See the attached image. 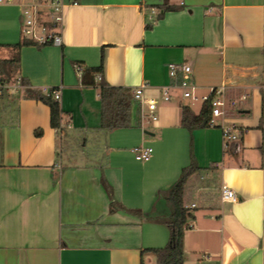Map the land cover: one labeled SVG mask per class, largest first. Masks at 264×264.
<instances>
[{
    "label": "crops",
    "instance_id": "1",
    "mask_svg": "<svg viewBox=\"0 0 264 264\" xmlns=\"http://www.w3.org/2000/svg\"><path fill=\"white\" fill-rule=\"evenodd\" d=\"M65 1L63 44L22 46L19 74L45 93L62 86V120L71 127L60 140L49 106L20 96L19 83L10 90L15 102L0 122V264H142V250L169 240L160 218L171 213L168 194L191 152L200 169L185 188L184 264H264V0ZM22 38L20 8L1 4L0 59ZM183 62L195 89L226 85L251 101L191 132L182 126V91L162 96L175 82L169 64ZM101 64L97 83L132 94L147 84L157 120L133 98L130 127L101 129L99 86L80 83ZM231 123L244 132L226 147L221 125ZM90 135L102 163H59L64 145L82 136L86 145ZM137 145L154 148L148 162L136 160ZM102 174L115 198L141 214L110 212ZM223 186L236 202L222 201ZM143 262L156 256L145 252Z\"/></svg>",
    "mask_w": 264,
    "mask_h": 264
},
{
    "label": "trees",
    "instance_id": "2",
    "mask_svg": "<svg viewBox=\"0 0 264 264\" xmlns=\"http://www.w3.org/2000/svg\"><path fill=\"white\" fill-rule=\"evenodd\" d=\"M170 9H174V7L167 4L163 6V11ZM24 45L42 46L25 37L18 43L9 45L13 48L14 54L10 58L0 59V86H2L0 87V100L10 94L8 89L3 86L20 83L22 87L17 91L20 96L40 100L49 106L50 123L56 129L62 118L60 102L51 94L45 93L41 89L28 87L26 80L20 77V49ZM100 68H102V64L99 67H90L83 71L80 76L81 84H98L99 86L101 102L100 128L112 131L118 128L130 127L132 125L131 109L133 103L131 90L122 86H108L97 83L95 78ZM17 92H14L12 95L14 96ZM210 117L211 109L207 102L204 103L199 113H195L188 105H184L182 108V126L188 128L191 132L195 129L210 127ZM35 133L38 136L41 135L42 129H37ZM199 169L196 157L191 152L190 164L182 169L178 180L172 185L168 194L171 213L168 216L160 218L170 229L169 240L163 247L142 250V264H144L143 254L145 252H151L156 256V264H184V235L190 228V208L185 205L184 194L189 177ZM101 182L110 200V212L122 210L133 214H141V210L130 209L115 198L113 187L103 174Z\"/></svg>",
    "mask_w": 264,
    "mask_h": 264
},
{
    "label": "built area",
    "instance_id": "3",
    "mask_svg": "<svg viewBox=\"0 0 264 264\" xmlns=\"http://www.w3.org/2000/svg\"><path fill=\"white\" fill-rule=\"evenodd\" d=\"M181 3L183 4V2ZM1 4H15L20 8L23 37L42 46H61L63 44L65 12L68 7V3L65 0H0V5ZM169 68L172 76L175 78V82L162 89L163 99L169 101L173 89H180L185 98L197 99V96L194 95L195 85L192 81V65L188 62L179 64L170 63ZM96 77L98 81L103 79L101 73H98ZM16 85L18 86V83ZM146 86L147 84H142L133 90V98L147 107V111H149L148 119L157 120L158 117L155 112L157 110L158 102L154 97L144 98V89ZM3 87L10 90L11 85H5ZM210 89V93L203 96V100L209 104L211 109L210 126H217L215 118L226 115L225 105L227 86L220 85L211 87ZM48 94H51L60 102L62 86L52 88ZM70 127L71 124L69 122L64 123L61 118L60 124L56 128L60 140L64 139L65 130ZM221 128L226 147H228L231 142L239 140L244 132L237 123L222 124ZM133 152L136 160L140 162H148L152 158L154 148L152 146L137 145L133 148ZM221 199L223 202H236L238 197L235 190L228 186H223L221 189ZM193 206H195V204H193Z\"/></svg>",
    "mask_w": 264,
    "mask_h": 264
},
{
    "label": "rangeland",
    "instance_id": "4",
    "mask_svg": "<svg viewBox=\"0 0 264 264\" xmlns=\"http://www.w3.org/2000/svg\"><path fill=\"white\" fill-rule=\"evenodd\" d=\"M220 86V85H219ZM15 86L11 85L10 90H14ZM10 90H8L10 92ZM210 88L205 86H199L194 90V95L197 99L187 98L186 100L182 99V102L188 101L189 106L194 112L201 111L205 101L203 100V95L210 93ZM15 91V90H14ZM234 92V93H233ZM12 93L8 96H5L0 100V122L5 121L4 114L8 109V106L12 107L14 105L15 98L11 97ZM245 95V98H244ZM183 96V95H182ZM184 98V97H183ZM251 96H247L244 90H231L228 89L226 92V105L225 109L232 111H237L244 105H248L251 101ZM185 99V98H184ZM148 117H149V111ZM217 121L222 119V116L215 118ZM151 126V125H149ZM86 136L79 137L77 142L71 143L70 147L64 145L63 155L59 158V163L61 165H67L71 163H83V162H92V163H102V157L98 153L102 150V146L97 142L93 135L89 136V140L86 145H84V139ZM60 145V142H59ZM69 148V149H68ZM193 177H191L189 183L193 182Z\"/></svg>",
    "mask_w": 264,
    "mask_h": 264
},
{
    "label": "water",
    "instance_id": "5",
    "mask_svg": "<svg viewBox=\"0 0 264 264\" xmlns=\"http://www.w3.org/2000/svg\"><path fill=\"white\" fill-rule=\"evenodd\" d=\"M146 133H150L149 131H145Z\"/></svg>",
    "mask_w": 264,
    "mask_h": 264
}]
</instances>
